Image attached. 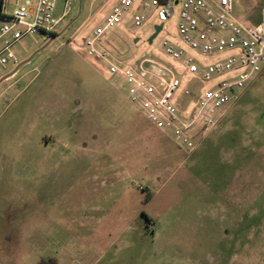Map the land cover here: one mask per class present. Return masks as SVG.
<instances>
[{
    "label": "rangeland",
    "instance_id": "1",
    "mask_svg": "<svg viewBox=\"0 0 264 264\" xmlns=\"http://www.w3.org/2000/svg\"><path fill=\"white\" fill-rule=\"evenodd\" d=\"M116 2L70 0L54 37L25 35L12 46L16 64L0 67V264L81 251L69 241L90 233L91 219L134 224L157 245L187 252L189 264H264V71L230 104L238 109L226 111L227 123L187 153L81 46ZM173 8L165 21L152 8L132 25L137 0L103 38L117 60L146 68L160 60L180 90L191 78L160 48L162 39L181 45ZM232 13L264 30V0H232Z\"/></svg>",
    "mask_w": 264,
    "mask_h": 264
},
{
    "label": "built area",
    "instance_id": "2",
    "mask_svg": "<svg viewBox=\"0 0 264 264\" xmlns=\"http://www.w3.org/2000/svg\"><path fill=\"white\" fill-rule=\"evenodd\" d=\"M58 1L0 0V67L16 64L12 46L25 35H56L55 28L70 0H63L62 11L55 16ZM136 1L117 0L101 23L82 39L81 46L106 65L110 81L126 93L155 128L169 133L181 149L190 153L199 144L197 139L216 126L224 108L238 99L264 64V30L234 16L232 0H142V12L133 16L132 25L142 24L152 8L157 18L165 21L173 15V4L180 5L176 40L181 45L167 39L160 42L163 54L191 78L190 86L179 90V77L160 60L153 58L148 68L145 63H125L113 57L106 46L108 42L103 37L122 21ZM161 25L157 34L163 29ZM222 53L228 55L200 62ZM222 74L228 76L218 79ZM202 82L211 84L195 92Z\"/></svg>",
    "mask_w": 264,
    "mask_h": 264
},
{
    "label": "crops",
    "instance_id": "3",
    "mask_svg": "<svg viewBox=\"0 0 264 264\" xmlns=\"http://www.w3.org/2000/svg\"><path fill=\"white\" fill-rule=\"evenodd\" d=\"M262 71H264V64L261 65L259 72ZM257 74L252 78L251 83H255V80L261 77ZM241 94L242 92L237 100L242 97ZM230 104L224 108L216 126L200 138L199 143L222 124L227 123L226 114L229 112L226 113V111L230 108L238 109ZM86 226L90 228V233L85 236H73L69 241L70 247L74 244L76 248L81 249L77 246L78 244L83 246V250L77 251L74 248L69 250L68 257L64 253L62 255L55 253L41 256L40 259H52L51 264H189L187 252L179 247L171 249L165 244L157 245L156 237L142 235L140 228L138 226L136 228L134 224L125 225L118 219L104 221L91 219L87 221ZM159 238L161 243L169 241L170 237ZM65 258H67L66 261H64Z\"/></svg>",
    "mask_w": 264,
    "mask_h": 264
},
{
    "label": "water",
    "instance_id": "4",
    "mask_svg": "<svg viewBox=\"0 0 264 264\" xmlns=\"http://www.w3.org/2000/svg\"><path fill=\"white\" fill-rule=\"evenodd\" d=\"M162 25L160 24H156L153 26V32L149 35V37L147 38V43H151L152 39L156 36L157 32L161 29ZM138 40V38H135L134 41L136 42Z\"/></svg>",
    "mask_w": 264,
    "mask_h": 264
},
{
    "label": "trees",
    "instance_id": "5",
    "mask_svg": "<svg viewBox=\"0 0 264 264\" xmlns=\"http://www.w3.org/2000/svg\"><path fill=\"white\" fill-rule=\"evenodd\" d=\"M149 197V195L146 197V199ZM53 261L52 259H40L36 264H51L50 262Z\"/></svg>",
    "mask_w": 264,
    "mask_h": 264
}]
</instances>
